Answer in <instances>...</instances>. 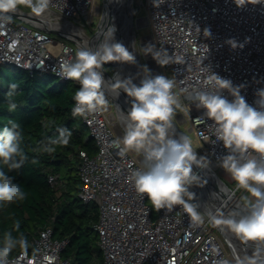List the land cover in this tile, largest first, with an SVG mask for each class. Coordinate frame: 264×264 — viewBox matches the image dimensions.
<instances>
[{"label": "built area", "instance_id": "1", "mask_svg": "<svg viewBox=\"0 0 264 264\" xmlns=\"http://www.w3.org/2000/svg\"><path fill=\"white\" fill-rule=\"evenodd\" d=\"M94 1L50 0L46 11L57 20L71 23V19L81 26L92 22ZM132 2L136 14L141 7L147 10L138 19L151 24L150 35L157 50L172 57L163 67L173 71L186 100L180 114L204 145L202 153L197 151L208 158L216 172L225 171L220 163L228 150L216 140L215 125L204 116V109L196 107L195 96L198 91L212 90L208 84L211 70L233 85H244L241 95L254 104L256 91L264 88V4L238 7L234 0H157L155 5L153 0ZM7 15L8 20L0 17V65L12 63L31 72L45 70L57 75L61 61L75 58L77 42L55 36L71 35L61 23L36 16L40 22L34 24ZM205 28L210 29V37H206ZM229 40L237 46L233 48ZM223 95L232 99L227 91ZM188 109L189 116L185 114ZM105 110L82 117L98 148L93 155L80 150L79 190L84 201L99 207L96 229L104 264H235L226 240L200 208L204 222L195 225L181 206L156 211L146 197L137 193L130 173L141 167L142 161L133 152L121 156L113 146L122 137L116 121ZM197 117L202 118L200 123L195 122ZM227 177L233 181L229 174ZM48 180L60 190L65 184L55 171L49 172ZM229 187L237 195H247L235 182ZM67 243L68 238L55 237L51 225H45L32 249L12 253L8 261L73 264L62 255Z\"/></svg>", "mask_w": 264, "mask_h": 264}, {"label": "clouds", "instance_id": "2", "mask_svg": "<svg viewBox=\"0 0 264 264\" xmlns=\"http://www.w3.org/2000/svg\"><path fill=\"white\" fill-rule=\"evenodd\" d=\"M156 2L153 0L154 5ZM234 2L238 7L264 4V0ZM49 4L50 0H0V17L10 19L7 14L14 13L21 5L35 15H41ZM115 31V26L108 27L95 48H81L74 59L60 62L56 74L79 84L73 95L72 116L87 117L105 110L109 105L106 85L117 97L123 91L131 98V106L125 113L124 134L113 142V146L120 150L121 156L134 152L142 157V166L130 173L135 190L146 197L156 211L181 206L191 224H202L204 218L198 211L199 205L190 202L195 199V193L189 189L193 185L204 186L206 181L193 172V166L207 168L209 160L198 155L188 137L175 135V114L181 108L179 97L174 92L175 79L163 74L153 76L145 65L143 68L149 74L143 76L139 84L134 83L131 77L120 78L119 75L105 80V64L136 63L134 51L115 41ZM204 33L206 37L211 36L208 28ZM228 43L233 48L237 46L234 40ZM143 48L161 67L172 60L166 51L154 50L155 45L151 43ZM210 73L208 84L212 90L196 93V107L204 109V116L213 121L216 140L228 150L220 166L231 176L236 187L247 193L244 213L233 211L225 216L221 212L219 216L212 215L211 219L216 225L226 227L242 242L257 245L255 254L243 257L238 264H258L262 251L259 245H264V88L256 91L254 104H249L241 95L244 85H233L231 80L211 70ZM18 88L16 82L9 84L6 96L10 112L17 109L13 98ZM224 91L229 93L231 100L223 95ZM201 121L200 117L195 119L197 123ZM56 131L57 136L48 137L43 143L44 152L52 153L56 146L69 144L72 131L66 127H58ZM21 141V125L14 119H8L0 130V163L9 170L19 169L28 159ZM25 197V191L15 178L0 170V209ZM15 228L19 229V221L15 222ZM17 247L27 250V238L22 233L14 236L11 231L5 232L0 246V264H9L8 257Z\"/></svg>", "mask_w": 264, "mask_h": 264}, {"label": "trees", "instance_id": "3", "mask_svg": "<svg viewBox=\"0 0 264 264\" xmlns=\"http://www.w3.org/2000/svg\"><path fill=\"white\" fill-rule=\"evenodd\" d=\"M12 82L19 84L13 98L17 103L14 112L8 110L6 96ZM78 88L75 81L60 80L49 71L31 72L12 63L0 65V130L8 119L16 120L21 125V147L28 156L19 169L9 170L0 163V170L13 176L26 193L24 200L0 209V246L4 233L11 231L14 236L22 233L32 249L40 229L51 225L55 237L68 238L62 255L73 264H104L96 229L99 207L79 196L80 150L93 155L98 147L82 117L72 116L73 95ZM58 127L72 131L69 144L56 146L52 153L44 152L43 143L58 135ZM50 171L62 175L65 184L61 190L49 182Z\"/></svg>", "mask_w": 264, "mask_h": 264}, {"label": "water", "instance_id": "4", "mask_svg": "<svg viewBox=\"0 0 264 264\" xmlns=\"http://www.w3.org/2000/svg\"><path fill=\"white\" fill-rule=\"evenodd\" d=\"M120 1L121 0H113L107 9H105V6H104V11L101 15L99 22H98L97 29L95 30L93 35H88V37H89L90 41L92 42L91 48H95L102 40V36L100 35L102 29L104 27L115 26V29L118 32V33H116L117 34V37L115 38L116 41L122 42L129 49V51H134V54L136 56V63L135 64H127V63L117 64L115 62H111V63H114L116 65L115 72L113 74H110L108 72V70L105 68V66H104V71L107 72L112 77L114 75H121L123 78L131 77L133 79L134 83L139 84L140 79H142L143 76H147V75H146L144 68L142 66L141 52L135 46V40H136V29H135V27L137 25L138 26L139 25H141V26L146 25L147 22L142 23V24L139 23L138 17L135 16L136 9H135L133 2L131 0L130 2H128V8L129 9H128V11H126L127 13L129 12V20L126 22H123L122 25L119 24L120 20H116V18H117V7H118ZM105 4H106V0H105ZM126 10H127V8H126ZM11 14L16 16V17H22L25 20H27L31 23H34V24H38L40 22L39 19L35 15L31 14V11L25 10L21 7H19L18 10H16L14 13H11ZM135 19H137L136 20L137 24L135 23ZM68 21H70L72 24L76 25V23L73 20L68 19ZM112 21H114L115 24L111 23ZM116 27H122V29H124V31H121V30L117 29ZM65 37L67 39H70V40L78 43V40H77L78 38L74 35H66L65 34ZM56 76L58 77V75H56ZM106 95L115 101V103L117 104V109H121L124 112H127L129 110V108L131 106V98H129L123 91H121L119 96L117 97L116 93L111 91L106 85ZM128 101L130 102V104H128ZM174 129H175V135H177V136L183 135V134H181V132H180L179 128L177 127V125L175 124V122H174ZM192 147L194 150L197 151V149L193 145H192ZM197 153H198V155H201L198 151H197ZM208 168H210L211 170H214V168L210 164H209ZM193 172L196 175L200 176L202 180L206 181L204 186H205V188L207 187L208 189L211 190L210 193L213 196V198L217 197L216 195H219V193L215 190V188L212 187L215 185L214 184L215 183L214 176H213V178L205 179L203 177V174L201 173V168H197L196 166H193ZM215 173H216V177H218L224 185L228 186L227 183L220 177L218 172L215 171ZM203 189L204 188H201L200 186H196V185H193L190 187L189 190L191 192L195 193V199L193 201L197 205H199V208L202 210V212L206 216H208L209 218H211L212 215L219 216L220 213H217L216 211L213 212L214 206H215L213 204V202H210V201L208 202L207 199H205V197L203 195L204 194L203 191H205V189L204 190ZM237 196L239 197L240 200H242L239 195H237ZM217 201H218V199H217ZM242 201L245 205L247 204L244 200H242ZM233 211L244 213L243 211H240L239 209H236V208H234V209L233 208H227V211L224 212V215L227 216L228 214L232 213ZM214 225L218 229V231L222 234V236L226 240L227 244H229L231 246V248L233 249L234 252H235V249H234L235 247L240 248L234 239L235 235L230 230H228L224 226H218L215 223H214ZM251 246H252V248L251 249L247 248V251H249V252L254 251L255 249H253V248L257 247V245L254 242L252 243ZM259 247L262 249L261 252L264 253V247L262 245H259Z\"/></svg>", "mask_w": 264, "mask_h": 264}, {"label": "rangeland", "instance_id": "5", "mask_svg": "<svg viewBox=\"0 0 264 264\" xmlns=\"http://www.w3.org/2000/svg\"><path fill=\"white\" fill-rule=\"evenodd\" d=\"M104 6H105V0H95L94 1V6L92 7L93 10L95 11L94 13V16L92 18V22L89 23L87 22L86 24H81L82 27H84V30L86 31L87 35H93V33L95 32V30L97 29L98 27V22L101 18V15L104 11ZM25 10H29L27 7L21 5L19 6ZM118 11V10H117ZM45 12H48V11H45ZM50 16L46 15L44 16L45 18L48 19V21H50V19H53L55 20V17L53 18V16H51L52 14H50V12H48ZM118 13V12H117ZM144 14H147V10L144 8V7H141L140 9H138V12L137 14H135L136 17H138L139 15H144ZM137 19H135V23L137 24ZM57 23H61V24H64L65 22L64 21H57ZM139 23H144L142 22L141 20H139ZM70 25L73 27L74 25L70 23ZM136 29V40H135V46L136 48L141 52V62H142V66H147L148 69H150V72H151V75L155 76V68H159L161 73L163 75H166L168 76L169 78H172V79H175V82H176V85H175V88H174V92L178 95L179 97V100H180V103H181V108L177 109L176 110V114H175V119H174V122L175 124L177 125V127L179 128L181 134H183L184 136L188 137L192 143V145L198 149L200 151V153H202L201 151L203 150V143L202 141L198 138L197 134L195 133V131L193 129L190 128V123L189 122H186V121H181L180 119V113L183 111V107H184V104H185V98L183 96V94L180 92L179 90V87H178V84H177V80H176V77H175V74L173 73V71L171 69H168V68H165V67H161L160 65H158L155 60H153L152 56L150 54H146L145 52V49L143 48L145 45L149 44V40L152 41V37L150 35V33L152 32V27H151V24H146V25H137L135 27ZM55 34V33H54ZM55 36L59 37V38H64V39H67L66 37L62 36V35H56ZM89 39V37H88ZM103 39V38H102ZM90 41V39H89ZM84 43V42H83ZM91 45H92V42L90 41ZM152 44L155 45V43L152 41ZM87 44L84 43V46L86 47ZM82 46L81 44H79V42L77 43V51L79 49H81ZM154 50H157V47L155 45V49ZM105 68L106 66L110 69L108 70V72L110 74H113L115 72V69H116V65L114 63H107L104 65ZM145 73L148 75L149 73L147 72L146 69H144ZM110 78L112 79L113 77L110 76ZM107 96V95H106ZM108 100H109V105L107 106L106 110L108 113H110V115L112 116L111 112H114V117L112 116V118H114V120L116 121L115 122V127L118 131V133L121 135V137L123 136L124 134V125H125V113L127 112H124L123 110H119L117 109V104L115 103V101L112 99V98H109L107 96ZM105 110V111H106ZM119 110V111H118ZM122 114V117H120V115ZM185 114L187 116L190 115V110H186L185 111ZM122 118V119H120ZM134 153V152H133ZM135 155H137L141 161H142V157L139 155V154H136L134 153ZM218 174L220 175V177L226 181L228 183L229 186H233L234 185V182L231 181L228 177H227V173L225 171H219ZM207 188V187H206ZM208 189V188H207ZM204 190V189H203ZM218 193H220L218 190H216ZM208 192H209V189H208ZM205 197H208L209 198V195L207 194V191L205 189V191H203ZM217 197L220 196L219 195H216ZM241 197L242 200H244L246 203H247V200L245 199V197L247 195H239ZM215 199V198H214ZM214 202L213 199L210 200V202ZM209 202V200H208ZM214 210L216 208H219V203L218 202H214ZM234 206V205H233ZM233 206H230V208H232ZM236 241V240H235ZM241 241V240H240ZM237 245L241 248V250L243 249L242 247H246L249 249L248 246H251L250 244H248L247 242V246L245 244H243V242H238L236 241ZM252 247V246H251ZM226 248H227V251L228 253L230 254V256L232 257V259L234 260L235 264H238V261L240 260L238 258V254L236 253L237 251H239L240 248H237L235 247V252L233 251V249L231 248V246L229 244H227L226 242ZM256 249V248H255ZM246 252H244L245 254ZM255 252H249L247 251V255L248 256H252L254 255ZM246 255V256H247ZM245 257V256H244ZM243 258V257H242ZM258 264H264V253H261L259 254V259H258Z\"/></svg>", "mask_w": 264, "mask_h": 264}, {"label": "bare ground", "instance_id": "6", "mask_svg": "<svg viewBox=\"0 0 264 264\" xmlns=\"http://www.w3.org/2000/svg\"><path fill=\"white\" fill-rule=\"evenodd\" d=\"M112 1L113 0H106V4H105V9H107L108 8V6L112 3ZM131 0H121L120 1V3H119V5H118V7H117V18H116V20H120V23L119 24H121L122 25V23L123 22H126V21H128L129 20V12L127 13L126 11H128V2H130ZM126 8H127V10H126ZM31 14H33L32 12H31ZM33 15H35V14H33ZM46 15H48V16H50L49 15V13L48 12H44L43 14H41V15H35V16H46ZM51 16H53V15H51ZM55 16H53V18H54ZM57 19H56V17H55V21H56ZM57 21H60V20H57ZM57 23V22H56ZM111 23H113V24H115V22L114 21H112ZM62 26L63 27H65V29L67 30L66 32L67 33H69V34H71V35H74V36H76L78 39V42H79V44H81V46H82V48H85V46H84V43L85 44H87L86 45V47H90L91 48V43H90V41H89V39H88V35H87V33H86V31L84 30V28H82V26H79V25H74L73 27L70 25V23H68V22H65L64 24H62ZM117 29H119V30H121V31H124V29H122V27H116ZM108 29V27H104L103 29H102V31H101V36H102V33L104 32V31H106ZM116 33H118L117 31H115V36H114V38H116L117 37V34ZM102 38H103V36H102ZM119 40V39H118ZM115 41H116V39H115ZM84 42V43H83ZM149 42L152 44V41L151 40H149ZM115 63H117V64H119L118 62H115ZM104 78H105V80H111V78H110V76L111 75H109L107 72H105L104 71ZM157 74H162L161 73V71H160V69L159 68H155V75H157ZM120 76V78H123L121 75H119ZM112 77V76H111ZM109 83H111V81L109 82ZM128 104H130V102L128 101ZM120 110V109H119ZM111 114H112V116L114 117L115 115H114V112H111ZM120 117H122V114L120 115ZM120 119H122V118H120ZM125 119V118H124ZM180 119H181V121H183L184 120V115H182V114H180ZM179 133V132H178ZM201 173L203 174V177L205 178V179H209V178H213V176H214V179H215V185L214 186H212V187H214L215 188V190H218L220 193V196H218V197H215V199L213 198V196L211 195V190L209 189V192H208V189L207 188H205V186H200L201 188H204V189H206V191H207V194L209 195V198L208 197H205V195H204V197H205V199H207V201L209 200H211V199H213V200H215L214 202H218L219 203V208H216L215 210H213V212H217V213H223L224 214V212H226L227 211V208H230V206H233L232 208L234 209V208H236V209H239L240 211H243V212H245L246 211V205L243 203V201L242 200H240L239 199V197L237 196V194L234 192V190H232V189H230L228 186H226V185H224L221 181H220V179L218 178V177H216V173H215V171L214 170H211L210 168H204V169H201ZM201 175V174H200ZM210 186V187H211ZM211 187V188H212ZM213 192V191H212ZM217 199H218V201H217ZM213 202V201H212ZM214 202H213V204H214ZM234 239L236 240V241H238V242H241L239 239H237V237L236 236H234ZM252 243L253 242H248V244H250V245H252ZM243 244H245L246 246H247V243H245V242H243ZM263 247H264V245H262ZM249 247V249H251L252 247L251 246H248ZM243 249L241 250V248L239 249V251H237L236 253L238 254V258L239 259H242V257H244V256H246L247 255V248L246 247H242ZM235 249V248H234ZM237 249V248H236ZM253 249H255V248H253ZM238 250V249H237ZM244 252H246L245 254H244ZM251 252H255V250L254 251H251ZM262 252H260V254H261ZM248 256V255H247Z\"/></svg>", "mask_w": 264, "mask_h": 264}, {"label": "crops", "instance_id": "7", "mask_svg": "<svg viewBox=\"0 0 264 264\" xmlns=\"http://www.w3.org/2000/svg\"><path fill=\"white\" fill-rule=\"evenodd\" d=\"M119 134V133H118ZM120 135V134H119ZM121 136V135H120Z\"/></svg>", "mask_w": 264, "mask_h": 264}]
</instances>
